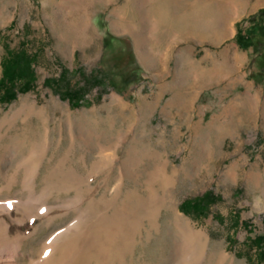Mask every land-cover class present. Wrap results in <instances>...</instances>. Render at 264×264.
Listing matches in <instances>:
<instances>
[{"label": "rangeland", "instance_id": "1", "mask_svg": "<svg viewBox=\"0 0 264 264\" xmlns=\"http://www.w3.org/2000/svg\"><path fill=\"white\" fill-rule=\"evenodd\" d=\"M251 1L0 0V77L13 53L33 76L0 103V200L27 197L26 163L51 207L2 214L25 237L21 262L77 197L115 245L129 233V264L186 255L174 212L207 240L193 264H264V49L236 38L264 40ZM205 191L200 209L181 207Z\"/></svg>", "mask_w": 264, "mask_h": 264}, {"label": "bare ground", "instance_id": "2", "mask_svg": "<svg viewBox=\"0 0 264 264\" xmlns=\"http://www.w3.org/2000/svg\"><path fill=\"white\" fill-rule=\"evenodd\" d=\"M24 166L27 175L26 178L24 177L23 186L30 190L33 187V179L31 180V176H28L31 173L29 165L24 163ZM12 183L13 179L10 180L9 185ZM29 190L25 199L14 197L0 200V264H92L93 261L96 264H115L117 261L119 262L117 264H129L128 254L132 245L129 233L124 231L120 242L115 245L108 234L109 228L101 224L96 225L95 222L88 219L90 214L81 210V202L77 197L74 199L72 197L73 200L69 204L71 209L74 212L76 211L77 215L74 219L65 227L51 232L38 248L35 257L21 262L20 258L23 254L25 237L19 234L11 235V226L5 220L6 216L2 214H11V210H14L20 212L25 218L39 216L40 214L48 216L51 207L45 204L47 193L42 192L39 195H34ZM174 217L176 219L175 225L180 228L185 239L184 251H187L186 255H182L184 257L179 255L180 260L178 259L179 262L176 263L189 264V261H191L193 264L200 261L207 244L205 235L197 233L188 221L182 219L179 213L174 212ZM103 234H106L104 241ZM90 248H94L92 254L88 251Z\"/></svg>", "mask_w": 264, "mask_h": 264}, {"label": "trees", "instance_id": "3", "mask_svg": "<svg viewBox=\"0 0 264 264\" xmlns=\"http://www.w3.org/2000/svg\"><path fill=\"white\" fill-rule=\"evenodd\" d=\"M257 16L264 19V8L259 9L256 13L252 14L250 18L254 19ZM236 38L241 47L246 48L249 45L255 48L256 52H261L264 49V46L261 45L263 42V34H256L253 31L246 30L244 35H241V30L236 34ZM30 58L24 54L13 53L9 55V58H6L3 61L2 76L0 77V103L9 102L15 98L17 91H25L29 89L30 83L33 81L32 71L30 68ZM21 79H24L23 83ZM70 103L74 106H78L81 95L76 91L69 93V96H66ZM209 192L205 191L203 194L196 196L193 199L184 200L181 204V207L184 210L200 209L201 206L205 203ZM262 236H258L254 239V243L258 246L260 259L264 255V247H262L261 239ZM260 264V263H257Z\"/></svg>", "mask_w": 264, "mask_h": 264}, {"label": "crops", "instance_id": "4", "mask_svg": "<svg viewBox=\"0 0 264 264\" xmlns=\"http://www.w3.org/2000/svg\"><path fill=\"white\" fill-rule=\"evenodd\" d=\"M261 8H264V0H252L248 13H255Z\"/></svg>", "mask_w": 264, "mask_h": 264}]
</instances>
